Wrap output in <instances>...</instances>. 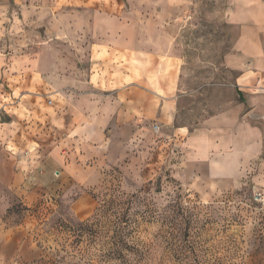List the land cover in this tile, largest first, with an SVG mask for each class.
Instances as JSON below:
<instances>
[{"label":"rangeland","instance_id":"1","mask_svg":"<svg viewBox=\"0 0 264 264\" xmlns=\"http://www.w3.org/2000/svg\"><path fill=\"white\" fill-rule=\"evenodd\" d=\"M253 1L0 0V264H264V88L226 61ZM241 106L259 156L188 179L178 127Z\"/></svg>","mask_w":264,"mask_h":264},{"label":"crops","instance_id":"2","mask_svg":"<svg viewBox=\"0 0 264 264\" xmlns=\"http://www.w3.org/2000/svg\"><path fill=\"white\" fill-rule=\"evenodd\" d=\"M261 2H263L262 6L264 8V1ZM261 2L260 0H254L253 4L255 8L253 10L259 9ZM253 15L255 16V13ZM244 45L242 40L239 41L236 44V54L226 55L227 64L231 68L246 69V71L248 68H252L248 74L242 71V76L237 79L236 86L241 88V82H244V79L251 75L258 85L257 89H263L264 34H252L250 44L248 46ZM245 63H248L247 67H245ZM4 70L5 68H0V81L3 78V74L7 73ZM10 73L14 74L11 71ZM181 96L183 95H178L177 104L175 103L176 107L179 106ZM171 104L173 106L175 105L173 103ZM252 105L254 104L252 103ZM123 107L126 108V104ZM162 109H165L164 104L162 105ZM242 110L243 107L241 106L237 114L224 112L219 114V116L214 115L212 117L203 114L195 126L187 125L178 127L176 134L181 135L184 141V157L186 160L183 166L188 179L191 177L194 179L195 177H207L208 179L210 177H220L219 184L224 185L229 182L233 184V177L237 178L238 175L240 176L243 172V167L254 160L255 156H259L258 144L254 145L253 141L255 139L258 140L263 135L261 126L258 124L260 121L250 120V113L243 114ZM165 112L168 115V111L166 110ZM173 115L175 116L174 112ZM9 116L13 117V121L16 119L14 113H11ZM89 116L90 114H88L89 119H83V123L91 129L97 128L95 118ZM9 121L11 119L7 120V122ZM18 123L20 124L19 120ZM84 126L79 128L83 130L85 128ZM26 127L22 126L21 128V126H18L17 131L10 138V144L12 146L18 148L21 144L30 145L32 139H30L31 136H29L30 133ZM203 171H208L210 177L206 176Z\"/></svg>","mask_w":264,"mask_h":264}]
</instances>
